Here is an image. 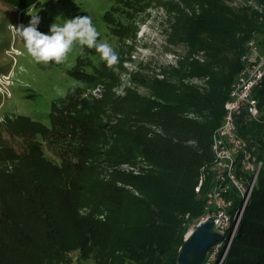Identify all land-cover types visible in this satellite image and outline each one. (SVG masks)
<instances>
[{
    "label": "trees",
    "instance_id": "1",
    "mask_svg": "<svg viewBox=\"0 0 264 264\" xmlns=\"http://www.w3.org/2000/svg\"><path fill=\"white\" fill-rule=\"evenodd\" d=\"M35 1L13 3L29 8ZM233 2L190 0L195 11L183 13L187 54L179 61L190 70L168 75L177 90L144 98L104 88L88 100L75 85L51 104L47 125L23 114L3 116L0 264H69L74 251L91 264H177L188 225L207 212L211 136L245 44L255 39L264 51V0ZM197 53L201 60L189 59ZM70 71L88 81L89 72ZM255 93L261 103L264 80ZM61 126L75 127L73 141L47 142ZM238 133L254 140L261 167L221 264H264V121L241 116ZM123 163L133 169L120 168ZM226 196L233 213L241 199L235 191Z\"/></svg>",
    "mask_w": 264,
    "mask_h": 264
},
{
    "label": "rangeland",
    "instance_id": "2",
    "mask_svg": "<svg viewBox=\"0 0 264 264\" xmlns=\"http://www.w3.org/2000/svg\"><path fill=\"white\" fill-rule=\"evenodd\" d=\"M241 1L234 0L232 4ZM189 3L190 0H36L25 8L13 0H0V120L5 114H23L47 125L51 104L75 85L82 88L88 100L99 96L104 88H109L113 95L135 92L144 98H152L162 90H177L178 83L168 75L179 67L181 74L190 70L187 61L179 62L187 54V41L180 34L186 23L183 13L195 11L194 5L188 7ZM28 13L40 17L38 30L44 33L61 19L90 16L100 39L106 40L118 54V63L108 67L95 50L85 49L81 55L77 47L64 64H37L10 28V24L27 25L31 19ZM191 58L201 60V53L191 54ZM74 68L89 72L88 81L74 79L70 71ZM181 79L203 83L197 77ZM105 117L99 113L96 119L103 121ZM76 131L73 126H61L51 132L47 142L69 144ZM247 139L256 145L253 139ZM125 164L120 168L125 169ZM88 207H83L82 212H87ZM221 248L222 245L218 246L206 264L222 263L223 258L217 260ZM69 258V264H91L78 260L75 251L69 253Z\"/></svg>",
    "mask_w": 264,
    "mask_h": 264
},
{
    "label": "built area",
    "instance_id": "3",
    "mask_svg": "<svg viewBox=\"0 0 264 264\" xmlns=\"http://www.w3.org/2000/svg\"><path fill=\"white\" fill-rule=\"evenodd\" d=\"M245 52L240 57L241 68L237 72L228 96L223 104V117L221 123L212 133L211 150L213 162L208 167L210 174L209 189L205 193L206 215L200 220H211L213 230L220 233L222 240L214 244L207 252L202 264H206L207 258L216 252L218 246L225 247L220 256L224 258L225 253L231 243L237 228V207L231 213L229 210L233 200L226 195L230 192L241 191V186H237V176L249 177L257 175L261 162L254 154L255 146L249 139L238 141V118L244 116L254 121H264V99H260L253 92L252 80L256 78L258 72L264 71V51L259 49L255 39H250L245 44ZM125 170H131V165H124ZM209 176V175H208ZM206 182V176H200L198 183L194 187L196 193H200V188ZM193 223L188 234L195 228ZM187 234V235H188ZM187 235L184 237L186 238ZM223 260V259H222Z\"/></svg>",
    "mask_w": 264,
    "mask_h": 264
},
{
    "label": "clouds",
    "instance_id": "4",
    "mask_svg": "<svg viewBox=\"0 0 264 264\" xmlns=\"http://www.w3.org/2000/svg\"><path fill=\"white\" fill-rule=\"evenodd\" d=\"M28 14L31 19L27 25L10 24V28L37 64H64L77 47L81 55L85 49L95 50L108 67L118 63V54L106 40L100 39L101 34L90 16L61 19V22L52 23L48 32L44 33L38 30L40 17L36 13Z\"/></svg>",
    "mask_w": 264,
    "mask_h": 264
},
{
    "label": "water",
    "instance_id": "5",
    "mask_svg": "<svg viewBox=\"0 0 264 264\" xmlns=\"http://www.w3.org/2000/svg\"><path fill=\"white\" fill-rule=\"evenodd\" d=\"M255 179L256 175H254V182ZM195 224V228L184 238V243L178 251L177 264H202L209 249L222 236L213 230L211 220L198 219Z\"/></svg>",
    "mask_w": 264,
    "mask_h": 264
},
{
    "label": "bare ground",
    "instance_id": "6",
    "mask_svg": "<svg viewBox=\"0 0 264 264\" xmlns=\"http://www.w3.org/2000/svg\"><path fill=\"white\" fill-rule=\"evenodd\" d=\"M263 80H264V71L258 72L256 78L252 80L253 92H255V89H258L259 87L262 86ZM238 141H247V138H244L243 136L238 134ZM253 185H254V177L250 178V183H249V180L247 179V177L237 176V186H241V191L240 193L237 194L239 198L241 199L239 205L237 206V213H236L237 214V226L239 224L243 210L249 200Z\"/></svg>",
    "mask_w": 264,
    "mask_h": 264
}]
</instances>
